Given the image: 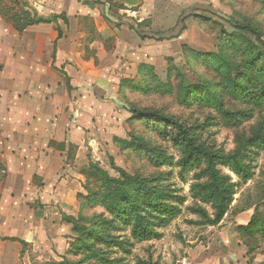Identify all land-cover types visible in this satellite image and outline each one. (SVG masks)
I'll use <instances>...</instances> for the list:
<instances>
[{
	"label": "rangeland",
	"instance_id": "1",
	"mask_svg": "<svg viewBox=\"0 0 264 264\" xmlns=\"http://www.w3.org/2000/svg\"><path fill=\"white\" fill-rule=\"evenodd\" d=\"M88 2L95 11L87 15L40 16L20 0L4 11L20 25L57 17L54 69L73 107L56 146L64 153L60 178L46 200L23 208L22 232L33 242L21 243L10 264H264V149H246L249 182L219 167L236 194L212 225L192 211L214 219L212 204L195 197L205 164L184 169L188 150L175 131L134 116L177 119L199 146L224 156L264 136V103L254 96L264 85V0H145L125 9ZM227 113L243 116L235 121ZM95 166L117 180L121 169L160 191L173 218L141 202L144 224L160 238L139 241L134 221L113 215Z\"/></svg>",
	"mask_w": 264,
	"mask_h": 264
},
{
	"label": "crops",
	"instance_id": "2",
	"mask_svg": "<svg viewBox=\"0 0 264 264\" xmlns=\"http://www.w3.org/2000/svg\"><path fill=\"white\" fill-rule=\"evenodd\" d=\"M13 1L0 0V264L13 263L20 241L33 242L30 232H22V210L46 200L45 191L60 178L64 153L56 146L65 141L73 114L69 92L54 69H59L57 26L34 24L20 32L4 12ZM20 1L40 16L95 11L89 0ZM94 1L138 8L145 0Z\"/></svg>",
	"mask_w": 264,
	"mask_h": 264
},
{
	"label": "trees",
	"instance_id": "3",
	"mask_svg": "<svg viewBox=\"0 0 264 264\" xmlns=\"http://www.w3.org/2000/svg\"><path fill=\"white\" fill-rule=\"evenodd\" d=\"M122 9L126 7L122 6ZM17 30L23 32L31 22H26L24 25H20V21L11 19ZM57 20L54 19H40L35 24H52ZM244 29V28H243ZM249 30L251 33L257 36L259 42L260 34L257 31ZM58 39L62 38V30L57 29ZM255 99L264 103V85L260 93H256ZM134 116L136 119L141 121H151L163 125V127L171 128L177 135V141L183 144L187 148V157L183 161V168L188 169L197 165H201V168L205 164V169L202 170L198 178H206L205 183L197 185L195 187V197L201 198L203 202L212 204L215 215L214 219H210L208 214L202 210L192 209L193 212L199 216L207 218L212 225H218L224 219L232 203L234 202V196L236 194V185L231 181L229 176H226L219 170V167L228 168L243 182H249L253 177V171L251 166L247 165L246 160V149L248 147H257L264 149V136L256 135L249 139L244 147L237 151L232 156H224L219 152H211L210 150L199 146L190 129L187 128L182 122L169 116L154 113L149 111H135ZM227 116L233 120H240L243 114H232L227 113ZM94 176H102L103 184L106 186V191L103 196L106 206L112 211L118 219L133 220L134 226V237L139 241H146L160 238V235L155 231L148 228L144 221L145 219L141 216V202L144 201L147 205L159 211L161 216H167V218H173L175 216V209L172 207H166L161 203V194L156 187L142 178L131 177L121 169H116L121 173L122 179L117 180L111 178L99 167H91ZM164 224L166 219H161ZM14 241H19L13 239ZM25 245L23 241H20Z\"/></svg>",
	"mask_w": 264,
	"mask_h": 264
}]
</instances>
